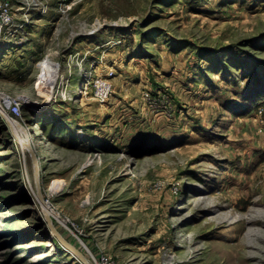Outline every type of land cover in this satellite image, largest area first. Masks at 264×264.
I'll use <instances>...</instances> for the list:
<instances>
[{
    "label": "rangeland",
    "instance_id": "rangeland-1",
    "mask_svg": "<svg viewBox=\"0 0 264 264\" xmlns=\"http://www.w3.org/2000/svg\"><path fill=\"white\" fill-rule=\"evenodd\" d=\"M6 1L0 264H264V0Z\"/></svg>",
    "mask_w": 264,
    "mask_h": 264
},
{
    "label": "bare ground",
    "instance_id": "bare-ground-1",
    "mask_svg": "<svg viewBox=\"0 0 264 264\" xmlns=\"http://www.w3.org/2000/svg\"><path fill=\"white\" fill-rule=\"evenodd\" d=\"M1 38H0V42H1ZM0 47H1V44H0ZM0 55H2V51H0ZM49 65L53 66V67H49ZM59 64L55 61H52L50 58H47L45 61H44V64H43V73L41 74L40 76V81L43 85V87L46 89V91L48 93H52L53 90H54V86L56 84V80L57 78L59 77ZM105 82V81H104ZM103 92H105L107 90V85L103 86ZM43 88V89H44ZM2 98V97H1ZM7 104L8 103V98L6 100ZM4 105H2L1 101H0V111L6 116L8 115L6 110L3 108ZM9 117V122L11 124V126L14 127V129H16L17 131L16 132H21V134H17V136L20 138V140L24 143V144H27V132H28V129L24 130V132H22L20 130V125L18 123V121L10 116H7ZM28 145V144H27ZM35 151V149H33ZM39 171H41L39 169ZM36 172H37V168H36ZM38 173V172H37ZM51 185V189H52V192H57L61 189V187H63V179H59V178H56L53 180V182L50 184ZM46 207H48L46 205ZM50 210H52L50 207H49ZM55 210V209H53ZM57 211V210H56ZM50 213H53L52 211H49ZM58 214H60L59 211H57ZM74 246V245H73ZM71 248L73 249L74 247L71 246Z\"/></svg>",
    "mask_w": 264,
    "mask_h": 264
},
{
    "label": "water",
    "instance_id": "water-1",
    "mask_svg": "<svg viewBox=\"0 0 264 264\" xmlns=\"http://www.w3.org/2000/svg\"><path fill=\"white\" fill-rule=\"evenodd\" d=\"M46 216H47V219L49 220L50 227H51L52 231L55 233V235L57 236V238L60 241H62L65 245H67L68 247H70V248H71V246L74 247L73 250L86 261V257L83 255V253L76 246H73V244L71 242L66 240V238L55 227V225L52 221V218H51V214L48 210H46Z\"/></svg>",
    "mask_w": 264,
    "mask_h": 264
},
{
    "label": "built area",
    "instance_id": "built-area-1",
    "mask_svg": "<svg viewBox=\"0 0 264 264\" xmlns=\"http://www.w3.org/2000/svg\"><path fill=\"white\" fill-rule=\"evenodd\" d=\"M10 3L9 1L4 0L2 4H0V10H1V15H0V35L2 34V27L6 26V24L11 20V14H10ZM101 264H112L111 262L107 263L104 262V260L101 262Z\"/></svg>",
    "mask_w": 264,
    "mask_h": 264
}]
</instances>
